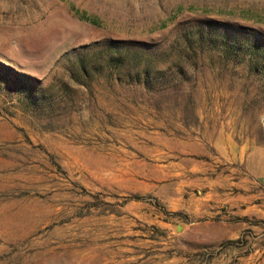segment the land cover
Listing matches in <instances>:
<instances>
[{
	"label": "rangeland",
	"instance_id": "1",
	"mask_svg": "<svg viewBox=\"0 0 264 264\" xmlns=\"http://www.w3.org/2000/svg\"><path fill=\"white\" fill-rule=\"evenodd\" d=\"M198 31L264 0H0V264H264V65Z\"/></svg>",
	"mask_w": 264,
	"mask_h": 264
},
{
	"label": "trees",
	"instance_id": "2",
	"mask_svg": "<svg viewBox=\"0 0 264 264\" xmlns=\"http://www.w3.org/2000/svg\"><path fill=\"white\" fill-rule=\"evenodd\" d=\"M197 42H201V40H205L206 43L209 45V47H215L222 52H228V53H242L243 55L250 54L254 60V63L258 62L260 66L264 65V36L258 39H237L233 38L231 36H228L226 33H218L214 34L212 32H205L202 33V31H198L196 34ZM201 46V45H200ZM107 52L105 53L104 57L101 56L102 59L105 61L106 65L112 64V66H115L116 68L122 67V64L124 62V57H121L117 55V53L113 54L112 51L118 50L115 47H109L106 46ZM105 52V49H104ZM136 59V58H133ZM75 66V72L76 76L80 78H87L89 76L90 71L92 69H95V61L91 62V64L87 65L86 61L80 59H76V65ZM264 68V67H263ZM163 72L160 68H157L155 65H153L149 60L144 63V65H141L140 63H137L133 65L131 68H126L123 70V73L126 77V79H129L130 81L135 82L137 85H141L142 87L146 89H150L151 85L156 83V81L159 79V75ZM25 79H31L30 76H26ZM79 79H76V82L78 83ZM80 84H84V81H80ZM37 95H28L29 102L36 101Z\"/></svg>",
	"mask_w": 264,
	"mask_h": 264
},
{
	"label": "crops",
	"instance_id": "3",
	"mask_svg": "<svg viewBox=\"0 0 264 264\" xmlns=\"http://www.w3.org/2000/svg\"><path fill=\"white\" fill-rule=\"evenodd\" d=\"M243 160L245 161V165H244V166H245V169H247V168L249 169V167H247L248 165L246 164L247 158H246V159H243ZM249 171H250V169H249ZM258 179H259V178H258ZM259 180H260L261 183L264 185V178H260Z\"/></svg>",
	"mask_w": 264,
	"mask_h": 264
},
{
	"label": "built area",
	"instance_id": "4",
	"mask_svg": "<svg viewBox=\"0 0 264 264\" xmlns=\"http://www.w3.org/2000/svg\"><path fill=\"white\" fill-rule=\"evenodd\" d=\"M261 121L264 122V115H262V117H261Z\"/></svg>",
	"mask_w": 264,
	"mask_h": 264
}]
</instances>
